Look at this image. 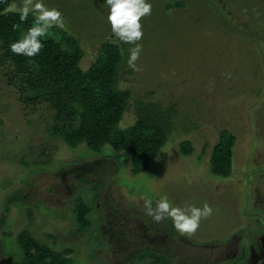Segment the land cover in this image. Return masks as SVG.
<instances>
[{"label": "rangeland", "instance_id": "1", "mask_svg": "<svg viewBox=\"0 0 264 264\" xmlns=\"http://www.w3.org/2000/svg\"><path fill=\"white\" fill-rule=\"evenodd\" d=\"M42 2L58 9L63 28L79 39L85 51L83 67L104 41L119 43L106 21L105 0ZM149 2L152 12L141 19L140 70L133 71L127 61L118 86L131 91V104L142 99L173 106L177 115L168 139L141 172L132 173L126 150L68 146L53 134L52 109L47 104L24 108L17 89L5 84L7 65L0 62L1 263L15 264L20 240L28 237L52 249L72 248L79 264H101L108 248L121 264H137L144 250L181 264L194 245L204 254L211 249L205 256L212 261L220 256L226 263L246 243L216 237L242 227L247 234L243 223L249 218L248 207L255 208L264 191V0ZM26 4L32 6L29 0L20 6ZM133 47L125 50L128 59ZM135 119L131 105L118 127ZM223 130L236 137L232 171L224 177L215 175L209 164ZM182 141L191 143V155L180 151ZM95 161L101 163L96 166ZM83 162H94L95 171L82 169ZM80 194L93 205L94 219L82 232L73 213ZM162 196L181 208L207 203L213 214L201 220L195 234L181 236L171 219L155 223L146 214V201L155 208ZM104 259L112 264L117 260Z\"/></svg>", "mask_w": 264, "mask_h": 264}, {"label": "trees", "instance_id": "2", "mask_svg": "<svg viewBox=\"0 0 264 264\" xmlns=\"http://www.w3.org/2000/svg\"><path fill=\"white\" fill-rule=\"evenodd\" d=\"M21 1L0 0V62L7 65L5 84L17 89L18 100L26 109L47 104L53 111V134L61 136L68 146L85 143L99 151L110 145L128 152L132 173L146 169L172 132L177 112L173 106L161 107L142 99L131 104V91L118 86L119 72L128 61L125 50L130 44L106 40L89 66L83 67L85 51L79 39L64 28L53 27L42 37L44 47L38 56L15 55L10 45L22 39L34 21L31 13L21 21ZM131 105L135 122L119 128ZM235 139L227 130L220 132L209 158L215 175H230ZM179 147L186 156L194 152L187 141ZM98 163L101 162L95 161V165ZM85 166L82 164L81 168L87 169ZM91 211L86 196L78 195L73 213L79 231L92 224ZM20 244L22 255L16 264H79L71 255L72 248L52 249L31 237L23 238Z\"/></svg>", "mask_w": 264, "mask_h": 264}, {"label": "clouds", "instance_id": "3", "mask_svg": "<svg viewBox=\"0 0 264 264\" xmlns=\"http://www.w3.org/2000/svg\"><path fill=\"white\" fill-rule=\"evenodd\" d=\"M31 7L26 4L20 9L21 21L27 20L31 13L34 17L33 26L28 29L22 39H17L10 45L12 53L28 58L36 57L40 54L44 43V37L48 30L53 27L63 28V18L61 12L56 8L47 7L42 0L32 2ZM107 5L106 21L110 26L114 38L123 43L133 44L130 49L128 66L133 71L140 69L136 61L140 57L142 46L138 43L143 37L141 19L152 12V4L149 0H105ZM151 200L146 201L145 207L147 215L151 216L155 223L164 219H171L172 225L181 236H191L200 227L202 219H207L213 214V209L205 203L202 207L189 206L181 208L174 206L167 196H162L155 205Z\"/></svg>", "mask_w": 264, "mask_h": 264}, {"label": "flooded vegetation", "instance_id": "4", "mask_svg": "<svg viewBox=\"0 0 264 264\" xmlns=\"http://www.w3.org/2000/svg\"><path fill=\"white\" fill-rule=\"evenodd\" d=\"M82 164H84L86 166H92V167L87 168V169H91L94 167L92 162H83ZM82 168L84 169V167H82ZM91 171L92 170H88V172H90V173H91ZM222 177H224V176H222ZM261 195H262V200L258 199V200H255V202L259 203L262 201L261 202V203H263L262 206L257 207V203L254 202L256 205L255 208L248 207V212L250 213L249 218L246 221L244 220L245 222L243 221L244 222L243 225L244 224L247 225V229H248L247 234L244 233V228L242 227L243 231L240 228H237L238 229L237 233H235V231L233 229V231L230 234H228V232H227L225 237H222V238L216 237L219 239H225L227 242H230V240L233 242H237L238 240H239V242L240 241L246 242L241 246V248L239 250H235L236 257L226 261V263L223 262V259H221L222 257L214 256V259L216 262L221 259L219 262H217V264H264V191L262 192ZM88 201H89V199H88ZM91 215H92V223H93V221H94V219H93V205H92ZM133 217H134V215L131 216V218H133ZM241 232H243L242 236H241ZM207 239L210 241L209 238H207ZM103 241L105 242V240H103ZM226 241H224V242H226ZM224 242H222V244H224ZM217 243L218 242H214L213 244H209V245H211V247L213 248V245H215ZM195 247H197V245H194L193 250H191L190 252L188 250L190 255L188 256V258L183 260L181 262V264H215L216 263L215 261H212V259L209 256H205L207 254V252L211 249H209L206 252V254H204L202 250L195 249ZM110 248L113 250H116L114 246H110ZM117 249H118V247H117ZM108 250L110 252H106V254L104 255V258H106V256H114L117 259L116 264H121V260L118 259V255H116V253H112V250H110L109 248H108ZM138 250H141V249H138ZM21 251H22V249H21ZM21 251L17 255L16 259L21 258V255H22ZM117 253L119 254L118 250H117ZM84 255L87 256V253H85ZM91 257H94V256H91ZM104 258L101 259L102 260L101 264H112ZM161 258L160 257L157 258L152 253H146V251L144 250V252L140 254V257H139L140 261H138L137 264H178L176 262L175 263L171 262L170 260H168V261L164 260L163 261V260H161ZM1 259H3V257L2 258L0 257V264H4V263H1ZM16 259H14L15 264L17 263ZM96 264H97V262H96Z\"/></svg>", "mask_w": 264, "mask_h": 264}]
</instances>
